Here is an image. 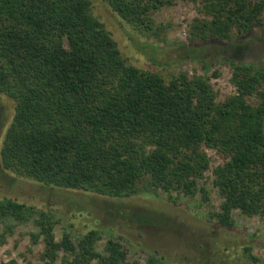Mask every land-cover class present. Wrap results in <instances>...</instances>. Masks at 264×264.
Listing matches in <instances>:
<instances>
[{"label":"trees","instance_id":"16d2710c","mask_svg":"<svg viewBox=\"0 0 264 264\" xmlns=\"http://www.w3.org/2000/svg\"><path fill=\"white\" fill-rule=\"evenodd\" d=\"M106 1L121 19L146 29L153 28L152 12L166 2ZM263 10L264 0H203L202 11L212 17H194L191 37L229 38L233 29L253 28ZM230 64L237 92L217 101L203 75L180 71L165 80L127 63L93 15L90 0H0V92L15 101L1 146L2 166L46 184L112 196L133 194L146 180L169 198L173 190L187 195L199 190L206 200V187H198L197 179L209 166L204 148L211 147L225 159L212 168L222 200L206 217L232 228L233 209L262 215L264 61ZM36 210L0 197V240ZM37 212L39 229L32 237L42 235L44 264L55 261L60 251V264L126 262L118 239L107 238L104 253L95 247L96 228L77 242L65 231L56 239L54 221L46 211ZM247 256L257 260L249 247ZM145 264L165 263L149 254Z\"/></svg>","mask_w":264,"mask_h":264},{"label":"rangeland","instance_id":"374dc122","mask_svg":"<svg viewBox=\"0 0 264 264\" xmlns=\"http://www.w3.org/2000/svg\"><path fill=\"white\" fill-rule=\"evenodd\" d=\"M90 8L116 40L127 63L157 72L165 80L180 71L203 75L216 92L217 101L237 92L230 60L255 65L264 61V10L250 30L233 29L229 38L202 40L192 39L190 23L194 17H212L202 11L203 0H166L151 14L152 29L138 28L121 19L106 0H90ZM249 100L255 102L256 98L250 96ZM14 105L13 98L0 92V197L34 205L37 210L21 222L10 220L14 226L0 240V264L10 260L44 264L40 257L42 235L37 240L32 237V232L39 229V210L46 211L54 221L56 239L65 231L77 242L82 233L96 228L100 235L95 247L100 253L105 251L107 238L118 239L127 251L126 262L121 264L132 260L145 264L149 254L161 256L165 264H264V214L246 215L233 209L232 228L206 217L209 210L219 208L222 200L212 183V168L225 158L215 149L204 148L209 166L197 179L198 187H206V200L199 190L193 195L173 190L172 199L161 188L153 190L146 180H140L138 190L126 196L46 184L2 166L1 146ZM3 225L0 221V232ZM248 247L256 261L247 256ZM62 254L60 251L48 264H60Z\"/></svg>","mask_w":264,"mask_h":264}]
</instances>
